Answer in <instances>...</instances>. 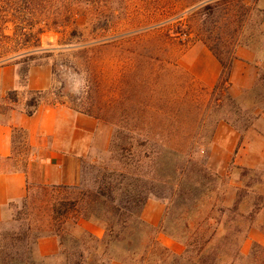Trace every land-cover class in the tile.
<instances>
[{"label": "rangeland", "instance_id": "obj_1", "mask_svg": "<svg viewBox=\"0 0 264 264\" xmlns=\"http://www.w3.org/2000/svg\"><path fill=\"white\" fill-rule=\"evenodd\" d=\"M255 2L256 0H115L113 5H105L103 10L90 8L86 12H79L76 26L66 32L47 31L41 36L42 48L54 51L55 55L50 59L40 60L42 66L32 68H45L50 72L53 65L56 66L54 88L59 90L65 85L69 94L75 97V101L67 97L62 101L70 109L91 114L99 124V130L84 144L89 153L81 161V179L86 185L94 186L102 167H123L109 152L115 128L149 126L156 130H182L187 120L180 110L185 112L188 104L195 103L200 109L199 114L209 117L207 132L210 130L217 119L212 114V107L218 95L212 96L209 88L195 81L179 61L192 48L202 45L214 47L225 59H229L237 47L246 44L262 52L264 36L261 25L264 15L256 8ZM94 18L101 20L96 27L100 29L96 35L91 33ZM106 27L118 33L120 40L116 45L91 50L90 46L95 43L92 39L103 35ZM73 29L78 30L80 36L78 34V37L71 38ZM12 68L17 81L15 89L20 101L25 103L29 92L23 81L25 70L17 66ZM42 74L36 78L39 84ZM222 104L226 115L230 106L225 99ZM21 108L22 106H17L16 109ZM176 137H167L166 143L162 144L181 154V157L168 161L170 170L167 174L171 176L168 179L169 185L166 190H158V196L167 200L165 214L172 211L176 222L183 212L178 206L170 205L182 204L181 201L172 202L170 196V190L179 179L178 173L173 172L176 167H184L185 170L182 171L188 185L198 189L203 217L214 205L229 208L233 206L236 194L231 188L236 187V180L241 186L239 188L250 184L252 187L239 207L244 216H237L232 220L233 215L225 213L215 240L209 247L210 251L217 252L218 264H231L236 246L248 257L257 242L254 241L258 238L256 235L260 232L264 234V176L261 175L264 171L244 176V169L231 168L234 176L228 179V193L225 195L219 192V187L214 191L210 185L201 188L202 175L193 173L189 162L194 157L196 162L207 164L208 169L215 172L209 143L200 140L193 156L185 141ZM175 141L181 144L177 145ZM28 151L29 149L23 146L18 148L17 145L18 166ZM141 162V174H147L152 164L148 160ZM129 170L138 175L136 167L132 166ZM62 196L63 194L53 189L32 185L26 202L10 204L0 224V236L20 233L28 225L38 235L49 232L50 204L56 203ZM149 196L150 199H156L155 195ZM255 204H259L260 211L251 221L248 216L253 212ZM214 215L219 216L218 213ZM69 224L70 227L71 223ZM69 232L75 238L82 237L77 228H70ZM227 236L231 237L233 243H226ZM59 251L56 255L49 256L46 264H61L53 258ZM242 264L253 263L246 260Z\"/></svg>", "mask_w": 264, "mask_h": 264}, {"label": "trees", "instance_id": "obj_2", "mask_svg": "<svg viewBox=\"0 0 264 264\" xmlns=\"http://www.w3.org/2000/svg\"><path fill=\"white\" fill-rule=\"evenodd\" d=\"M114 1L0 0V68L23 67L26 75L23 81L26 86L30 69L42 66L40 60L50 59L55 55L54 51L50 52L42 48L41 36L45 32H66L76 26L79 12H86L90 8L103 10L105 5H113ZM261 13L264 15L263 12ZM100 23V18H94L91 24L93 35L99 33L100 29L96 27ZM107 27L103 35L92 39L95 43L90 46L91 50L116 45L120 40V35ZM78 34L80 36L78 30L73 29L70 37L76 38ZM262 36H264L263 31ZM245 46L254 50L250 44ZM207 47L222 67L218 84L210 90L212 96L218 95L212 107V114L216 115L217 119L210 126V130L207 132L209 117L199 114L200 109L195 103L188 104L185 112L180 110L181 115L185 114L187 120L182 130L167 128L156 130L149 126L115 128L109 152L113 154L115 161L123 164V167L121 169L102 167L94 186L86 185L82 179L79 186L74 187L41 186L63 194L55 201L56 203L50 204V231L38 235L28 225L20 233L1 235L0 264H46L50 258L39 255L38 242L43 237L52 236L58 239L60 250L53 258L59 260L61 264H218L217 252L210 251L209 247L215 240L225 213L233 215L232 220L237 216H244L240 213L239 207L252 187L250 184L242 188H231L236 194L232 207L214 205L203 217L198 189L188 185L183 174L185 168L176 167L172 171L178 173L179 179L170 190V196L172 202L181 201L182 204L170 205L178 206L183 210L182 216L175 222L174 213L172 211L166 213L159 227H152L142 219L143 208L151 198L149 195H155L156 199L162 201L164 205L167 204V200L158 196V190H166L169 185L168 179L171 176L167 174L170 170L168 161L181 157L178 151L163 147L162 144L166 143L165 138L177 136L176 138L184 140L188 145L189 153L194 156V150L200 140L211 143L220 122L230 124L239 132H246L264 112V72L260 74L253 89L244 92L239 98H232L228 93V85L235 52L229 59H225L214 47ZM51 71L53 76L56 75V66L53 65ZM66 97L75 101V97L69 94L65 85L59 90L53 87L47 91H29L25 113L31 117L43 105H66L62 101ZM224 99L230 106L226 115L223 112ZM18 104L17 91L7 92L6 97L0 99V117L15 110ZM72 110L86 114L81 110L74 108ZM86 115L92 117L89 113ZM28 137L27 131L23 129L13 131V157L9 158L13 161L10 167L12 171H26L28 152L20 166L16 164L17 159L14 158V154L18 155L17 145L18 148L23 146L30 149ZM174 143L181 144L177 141ZM191 159L188 165L193 169L192 172L202 175L201 188L210 185L213 187L212 191L219 187V192L224 195L228 193L226 188L229 186V177L224 178L211 172L207 164L196 162L194 157ZM142 160H148L152 164L147 174H141ZM132 166L139 170L138 175L129 172ZM243 171L244 176L256 172L249 169ZM261 173L264 176V172ZM27 199L28 197L24 202ZM259 211V204H255L253 212L248 216L249 220L252 221ZM214 213H218L219 216L216 217ZM81 220L98 222L105 231L104 237L98 238L90 233L81 232L82 237L75 238L69 229H76ZM69 223H71L70 227ZM160 234L183 244L185 251L178 255L161 245L158 240ZM230 239L231 237L227 236L226 243H233ZM246 260L253 264H261L264 261V247L255 243L247 257L242 254L240 247L236 246L231 264H242Z\"/></svg>", "mask_w": 264, "mask_h": 264}, {"label": "crops", "instance_id": "obj_3", "mask_svg": "<svg viewBox=\"0 0 264 264\" xmlns=\"http://www.w3.org/2000/svg\"><path fill=\"white\" fill-rule=\"evenodd\" d=\"M255 6L264 13V0H256ZM261 27L264 33V21ZM234 55L228 93L232 98H239L244 92L255 87L260 74L264 72V50L258 52L246 46H239ZM179 64L195 81L209 90L219 82L222 67L207 45L192 48L181 58ZM14 73L12 67L0 68V99L5 98L7 92L16 90ZM40 73L43 74L39 84L36 78ZM26 87L28 91L52 89V71L31 68ZM25 103H22L19 97L18 106L22 108L0 117V224L10 204L21 203L29 197L32 185L79 186L81 161L89 153L84 144L99 130L97 120L76 113L67 105H43L29 117L25 113ZM15 129H23L29 135L30 149L26 171H12L10 168L13 163L9 158L13 157L12 138ZM209 147L215 173L222 177L232 178L234 172L231 168L264 171V112L246 132H239L230 124L220 122ZM235 186L241 187L237 180ZM165 212L166 207L162 201L150 199L143 208L142 219L152 227H159ZM77 230L98 238L105 234L101 225L94 221H79ZM257 236L254 241L264 245V234L260 232ZM158 240L175 254L180 255L185 251L183 244L164 234H160ZM38 250L43 257L54 256L59 251V242L54 237L41 238Z\"/></svg>", "mask_w": 264, "mask_h": 264}]
</instances>
